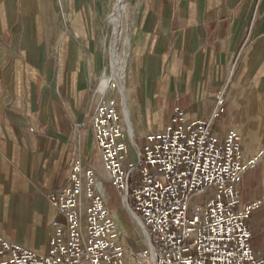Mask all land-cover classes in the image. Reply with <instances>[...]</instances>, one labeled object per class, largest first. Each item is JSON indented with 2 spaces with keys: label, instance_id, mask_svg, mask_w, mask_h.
<instances>
[{
  "label": "crops",
  "instance_id": "obj_1",
  "mask_svg": "<svg viewBox=\"0 0 264 264\" xmlns=\"http://www.w3.org/2000/svg\"><path fill=\"white\" fill-rule=\"evenodd\" d=\"M131 4L129 119L123 114L121 122L117 102L128 159L136 162L145 136L161 132L176 108L187 120L208 119L221 96L213 133L222 139L235 131L242 162L257 158L242 175L238 207L256 205L247 225L252 250L263 255L264 0ZM100 60L94 37L63 28L52 0H0V237L47 249L52 223L63 221L47 195L69 184L77 157L94 171L107 207L96 171L107 172L90 122L105 100L93 87Z\"/></svg>",
  "mask_w": 264,
  "mask_h": 264
},
{
  "label": "built area",
  "instance_id": "obj_2",
  "mask_svg": "<svg viewBox=\"0 0 264 264\" xmlns=\"http://www.w3.org/2000/svg\"><path fill=\"white\" fill-rule=\"evenodd\" d=\"M222 112L221 96L208 119L187 120L176 108L161 132L145 136L137 161L125 164L117 101L103 100L90 121L94 141L122 204L147 234L145 246L127 253L119 243L112 215L95 192L94 171L77 157L69 184L47 195L63 217L52 223L47 249L0 237V264H264L247 225L256 205L238 207L242 175L257 158L242 162L235 131L222 139L213 133L212 121ZM208 195L190 208L193 197Z\"/></svg>",
  "mask_w": 264,
  "mask_h": 264
},
{
  "label": "rangeland",
  "instance_id": "obj_3",
  "mask_svg": "<svg viewBox=\"0 0 264 264\" xmlns=\"http://www.w3.org/2000/svg\"><path fill=\"white\" fill-rule=\"evenodd\" d=\"M52 3L63 28L67 25L77 36L89 37L91 35L94 37L96 47L101 54L99 70L93 81L94 89L100 91L101 82L104 78L113 76L116 70L121 75L124 86V83L134 74L133 55L130 54L129 49V41L133 36L130 28L131 19H133L131 0H127L126 9L122 12L118 39H114V26L110 23V16L114 13L117 0H52ZM66 34L69 36V33ZM113 41L117 44L116 70L112 66L111 49ZM110 98L116 99L122 119H124L121 94L117 85L113 86L105 100ZM96 175L107 191V208L109 212L112 216L115 212L121 222V227L118 228V237L121 244L127 253L130 249L143 248L145 241L141 228L125 209L108 175L99 168ZM134 177L136 178V175ZM206 198H209V195L206 197H193L190 201V208L202 205Z\"/></svg>",
  "mask_w": 264,
  "mask_h": 264
},
{
  "label": "bare ground",
  "instance_id": "obj_4",
  "mask_svg": "<svg viewBox=\"0 0 264 264\" xmlns=\"http://www.w3.org/2000/svg\"><path fill=\"white\" fill-rule=\"evenodd\" d=\"M126 2H127V0H117V4L114 8V13L110 16V23L114 26V37H115L114 39L119 38V31H120L119 27H120V23H121V19H122L121 15H122V12L126 9ZM111 56H112V66L116 70L115 67H116V59H117L116 58V56H117V44L115 41H113V46L111 49ZM114 85H117L119 90H120L121 99H122V115L124 114L125 119H129L128 118V111H127V107H126V102L124 100L125 99V88L123 86V79L117 70L114 72L113 76H110V77L107 76L101 82L100 91L105 96V98L109 95V93L111 92ZM121 122H122V116H121ZM128 150H129V146H128V142H127L126 157L124 160L125 164H127L129 162L134 163L133 161L128 159ZM136 161H137V159H136ZM99 187H100V185H99ZM132 217H133V219H135V222L138 224L139 228H141L142 236L144 237V239L147 240V234H146L144 228H142L139 221L134 216H132Z\"/></svg>",
  "mask_w": 264,
  "mask_h": 264
}]
</instances>
